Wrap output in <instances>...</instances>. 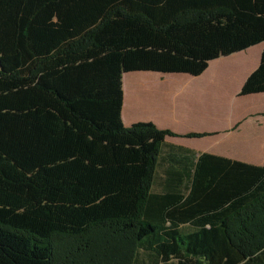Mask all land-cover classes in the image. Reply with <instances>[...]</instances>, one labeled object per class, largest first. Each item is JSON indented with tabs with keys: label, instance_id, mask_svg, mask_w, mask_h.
Here are the masks:
<instances>
[{
	"label": "trees",
	"instance_id": "1",
	"mask_svg": "<svg viewBox=\"0 0 264 264\" xmlns=\"http://www.w3.org/2000/svg\"><path fill=\"white\" fill-rule=\"evenodd\" d=\"M263 41L264 0H0V264H264V166L202 153L191 196L153 195L177 134L121 122L123 73Z\"/></svg>",
	"mask_w": 264,
	"mask_h": 264
},
{
	"label": "crops",
	"instance_id": "2",
	"mask_svg": "<svg viewBox=\"0 0 264 264\" xmlns=\"http://www.w3.org/2000/svg\"><path fill=\"white\" fill-rule=\"evenodd\" d=\"M263 49L264 41L212 59L196 76L151 70L122 74L123 126L151 122L177 134L161 145L153 195L179 201L191 196L202 153L264 166V91L239 94ZM202 132L206 135L186 136Z\"/></svg>",
	"mask_w": 264,
	"mask_h": 264
},
{
	"label": "rangeland",
	"instance_id": "3",
	"mask_svg": "<svg viewBox=\"0 0 264 264\" xmlns=\"http://www.w3.org/2000/svg\"><path fill=\"white\" fill-rule=\"evenodd\" d=\"M137 258H147V256L145 254H139Z\"/></svg>",
	"mask_w": 264,
	"mask_h": 264
}]
</instances>
